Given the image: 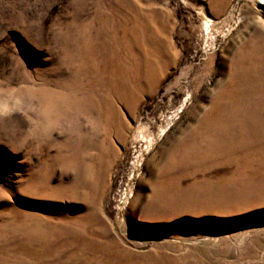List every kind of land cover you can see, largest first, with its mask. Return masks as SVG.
Masks as SVG:
<instances>
[{
  "label": "rangeland",
  "instance_id": "1",
  "mask_svg": "<svg viewBox=\"0 0 264 264\" xmlns=\"http://www.w3.org/2000/svg\"><path fill=\"white\" fill-rule=\"evenodd\" d=\"M256 25L264 0H0V264H264V197L231 199L264 184L232 65Z\"/></svg>",
  "mask_w": 264,
  "mask_h": 264
},
{
  "label": "bare ground",
  "instance_id": "2",
  "mask_svg": "<svg viewBox=\"0 0 264 264\" xmlns=\"http://www.w3.org/2000/svg\"><path fill=\"white\" fill-rule=\"evenodd\" d=\"M259 3H262L260 1ZM136 31V29H134ZM134 31V32H135ZM138 36H136L137 38ZM239 52L242 55H239V58L236 57L234 63L232 65L235 68V78L237 84H243L242 86L243 91L239 95L238 101L244 100L245 103L250 99L253 101H257L260 103H264V27L261 25H256L252 30V34L250 37L240 46ZM164 53V51H163ZM158 58H161L158 56ZM158 61V62H157ZM157 61H154L153 58L142 60V62L138 63V67H140L143 71H148L147 77L146 74L142 75L144 79L142 80V86H147V84L152 83L154 78L159 74L161 70V66L164 65L165 58H161ZM157 62V63H156ZM166 63V62H165ZM232 66V67H233ZM118 73V84H120V91L122 93H127L128 89L130 91V85L127 82L126 74H122L120 71ZM125 83V84H124ZM253 86V89H249V86ZM131 92V91H130ZM130 98H127L126 101L128 102ZM247 114H249L248 110H245ZM253 113H256L259 117L264 118V108L257 109ZM264 139V134L261 135H253L252 141L250 143H260ZM242 141L237 142V146L242 144ZM245 142L244 144H246ZM241 187V186H240ZM236 188V187H234ZM199 189L198 191H200ZM186 191V190H185ZM205 189L202 188L200 194L205 193ZM231 199L237 201L238 199L243 200L245 198H263L264 197V184L261 185L260 183L254 184L251 188H247L244 192L243 198L241 189H233ZM189 193V192H188ZM199 193V192H198ZM190 194V193H189ZM189 194H184L182 197L183 199L178 200L183 201L184 203L191 202L190 198H188ZM157 200L164 203V206H170L177 202H174L175 199L172 197L169 198V191L160 190L158 192V197L156 196ZM159 201H156L157 206L159 205Z\"/></svg>",
  "mask_w": 264,
  "mask_h": 264
},
{
  "label": "clouds",
  "instance_id": "3",
  "mask_svg": "<svg viewBox=\"0 0 264 264\" xmlns=\"http://www.w3.org/2000/svg\"><path fill=\"white\" fill-rule=\"evenodd\" d=\"M15 92L16 90H12ZM9 115L7 112H0V118H5ZM25 129L20 141V147H23L24 143L31 142L35 149H38L41 144H43L52 134V132L57 131L53 122L49 121L47 118L36 121V120H26Z\"/></svg>",
  "mask_w": 264,
  "mask_h": 264
}]
</instances>
